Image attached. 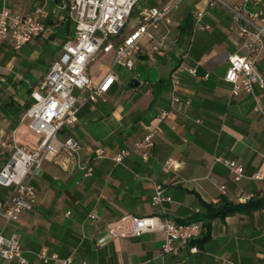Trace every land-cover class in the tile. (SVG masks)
I'll return each instance as SVG.
<instances>
[{"label":"crops","instance_id":"crops-1","mask_svg":"<svg viewBox=\"0 0 264 264\" xmlns=\"http://www.w3.org/2000/svg\"><path fill=\"white\" fill-rule=\"evenodd\" d=\"M166 1L147 0L142 8ZM224 1L234 4L238 0ZM54 4L55 0L5 1L8 9L22 14L42 7L45 29L19 50L0 39V142L14 141L33 150L42 138L28 127L23 113L30 103V90L72 34H68L69 23L53 13ZM198 11H202L200 23L208 29L195 26ZM186 14L192 18L191 31L181 37L179 26ZM152 35L153 39L141 38L135 69L123 78L110 56L99 54L92 61L96 67L87 74L94 81L109 71L117 81L93 102H84L79 95L75 124L59 133L60 140L71 137L78 143L79 158L91 160L93 174L83 176L66 153L50 154L30 179L36 191L33 208L4 228L0 218L5 235L17 233L28 264H44L36 258L39 251L89 264H225L227 260L264 264V206L211 219L204 207L218 205L222 199L246 202L243 198L248 194L254 195L251 200L264 201V181L251 178L256 172L264 173V89H255L257 100L243 93L232 96L231 85L223 79L227 57L242 52L231 15L220 4L209 8L206 0H185L171 23ZM156 42L163 45L154 48ZM178 65L195 69V75L181 72L177 90L180 100L187 99L190 105L175 106L172 116L160 124L148 159L143 160L133 146L156 125L159 108L169 105V87L154 100L153 86L168 81ZM257 69L264 78V55ZM133 79L138 85L129 88ZM256 102L262 113L254 110ZM98 149L105 151V158L95 157ZM121 149L130 154L122 164H115L111 157ZM9 154L0 144V168ZM217 156L240 162L244 177L234 182L229 171L215 161ZM156 186L170 200L153 205ZM11 194L10 188L0 187V207ZM127 214L177 222L206 220L208 228L203 227L198 239L208 238L195 244L196 252H190L189 245L177 254L161 253L164 234L159 230L97 244L106 225ZM0 264L18 263L0 258Z\"/></svg>","mask_w":264,"mask_h":264},{"label":"built area","instance_id":"built-area-1","mask_svg":"<svg viewBox=\"0 0 264 264\" xmlns=\"http://www.w3.org/2000/svg\"><path fill=\"white\" fill-rule=\"evenodd\" d=\"M3 0L0 7V39L6 40L14 50H19L25 44L41 35L45 29L44 10L35 7L29 14L12 11L5 6ZM139 0H55L53 13L63 21L73 24V32L61 44L59 56L54 59L47 72L39 79L29 92L30 103L23 113V119L28 120V127L42 136L35 149L16 144L14 141L0 142L10 150L9 157L0 168V187L10 188V199L0 207V218L3 228L8 223L18 220L23 212L30 211L36 202V191L30 179L41 167L48 155L55 157L62 153L75 160V167L83 176L93 174L91 160L79 158L80 146L71 137L59 139L60 131L76 122L79 109V95L82 101H95L102 98L117 81L116 74L105 73L98 81H94L86 73L87 65L99 55L111 57L112 66L132 70L135 59L140 51V40L147 36L153 39L152 32L162 25L172 21L173 14L185 0H168L161 5L141 8L138 11L136 26L125 36L120 32ZM215 4L222 5L231 15L233 30L241 40L242 52L227 57V68L224 81L231 85L232 96L249 94L255 100V89H264V78L257 69V62L264 55V0H238L228 4L224 0H206V7ZM202 11L196 13V27L208 29L200 23ZM162 42H156L154 48L161 47ZM186 70L195 75V69L184 68L181 65L173 68L168 77L169 105L159 108L155 119L157 121L149 131L133 146L147 160L154 146L155 137L161 132L160 124L169 119L176 105L188 107L189 100L181 101L177 95L180 74ZM78 93V94H77ZM255 111L262 113L258 102ZM264 115V114H263ZM130 150L121 149L111 157L115 164H122ZM96 158H105L103 149L96 151ZM215 161L222 164L230 173L234 182L244 177V168L240 162L217 156ZM251 178L264 181V173L256 172ZM224 190V186H220ZM253 194L246 195L248 201ZM165 197L160 186H156L151 197L153 205ZM89 217H93L92 214ZM162 231L164 240L160 250L162 254H177L180 249L190 245V252H196L197 240L203 231V223L199 220L177 222L172 219H160L156 216L123 215L106 225V233L97 240L102 244L107 240L138 237L151 231ZM23 249L17 233L5 235L0 230V258L5 261H17L18 264H28L23 255ZM36 258L44 264H89L86 260L75 261L72 257L60 258L56 254L39 251ZM225 264H236L227 260Z\"/></svg>","mask_w":264,"mask_h":264},{"label":"trees","instance_id":"trees-1","mask_svg":"<svg viewBox=\"0 0 264 264\" xmlns=\"http://www.w3.org/2000/svg\"><path fill=\"white\" fill-rule=\"evenodd\" d=\"M191 21H192L191 15L186 14L183 19V23H181V25L179 26L181 37H187L190 35ZM67 22L70 23V21H67ZM159 86H163V87L160 88ZM168 87H169V81L167 80H160L159 82L155 83L153 86V91H152L154 100L157 98V96H159L162 90H165ZM262 206H264V201L248 200L246 202L234 204V203L226 202L224 199H222L218 205H210V204L204 205L208 219H211L213 217L224 218L225 216H228L234 213H247L253 209H256ZM202 223H203V227L205 228V230H207L208 225L206 224V220H203ZM207 238L208 236L205 235L201 237V239L191 242V244L195 245L196 243H198V245H201L207 240Z\"/></svg>","mask_w":264,"mask_h":264},{"label":"rangeland","instance_id":"rangeland-1","mask_svg":"<svg viewBox=\"0 0 264 264\" xmlns=\"http://www.w3.org/2000/svg\"><path fill=\"white\" fill-rule=\"evenodd\" d=\"M146 1L147 0H139L135 4V6H134V8H133V10H132V12L130 14V17L128 18V20L125 23L124 28L120 32L121 36H125L131 29L134 28L135 23L137 22V19H138V11L142 7H144L146 5ZM72 32H73V24L70 22L69 23V32H68V34L70 35ZM65 33H66V31H64V34ZM96 64H97L96 62L89 63L87 65V68H86V73H89L90 71H92L96 67ZM114 68H115L116 71L123 72V74L121 75V78H123V76H125V74L129 72V71H127L125 69H122L120 67H117V66H114ZM134 69H135V66H134V68L132 70H134Z\"/></svg>","mask_w":264,"mask_h":264},{"label":"water","instance_id":"water-1","mask_svg":"<svg viewBox=\"0 0 264 264\" xmlns=\"http://www.w3.org/2000/svg\"><path fill=\"white\" fill-rule=\"evenodd\" d=\"M137 85H138V80L133 79V80H131L130 83H129V88H134V87H136Z\"/></svg>","mask_w":264,"mask_h":264}]
</instances>
